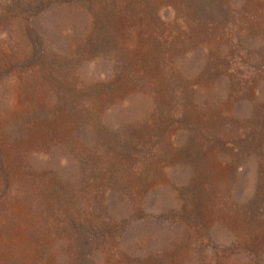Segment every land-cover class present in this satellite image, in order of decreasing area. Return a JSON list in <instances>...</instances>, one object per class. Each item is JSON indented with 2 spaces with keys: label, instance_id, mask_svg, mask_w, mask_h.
Here are the masks:
<instances>
[{
  "label": "rangeland",
  "instance_id": "1",
  "mask_svg": "<svg viewBox=\"0 0 264 264\" xmlns=\"http://www.w3.org/2000/svg\"><path fill=\"white\" fill-rule=\"evenodd\" d=\"M0 264H264V0H0Z\"/></svg>",
  "mask_w": 264,
  "mask_h": 264
},
{
  "label": "trees",
  "instance_id": "2",
  "mask_svg": "<svg viewBox=\"0 0 264 264\" xmlns=\"http://www.w3.org/2000/svg\"><path fill=\"white\" fill-rule=\"evenodd\" d=\"M82 230H84V229H82ZM84 232L86 233V232H87V230H84Z\"/></svg>",
  "mask_w": 264,
  "mask_h": 264
}]
</instances>
